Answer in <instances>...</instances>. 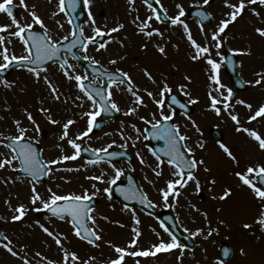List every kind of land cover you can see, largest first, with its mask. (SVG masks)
<instances>
[{
  "label": "snow or ice",
  "instance_id": "obj_1",
  "mask_svg": "<svg viewBox=\"0 0 264 264\" xmlns=\"http://www.w3.org/2000/svg\"><path fill=\"white\" fill-rule=\"evenodd\" d=\"M136 2L137 0H127V4L130 6V14L133 11L138 13V9L135 7ZM213 2L214 0H193L188 9L185 8L183 3L176 2V11L170 14L169 9L162 0H141V3L147 9V13L144 18L137 14L131 20V23L135 26L136 34L144 36L147 40V42L142 44V48L147 50L149 43H153V47L164 58H167L168 55L166 45L171 42L170 37L165 40V32L180 30L181 39L185 40L191 49L188 53V59L193 63L202 61L206 65V74L209 81L206 93L207 110L214 112L217 116H220L222 112L226 113L236 125L235 130L247 134V136L257 142L259 149L264 151V134L256 129L244 126L239 114L235 112V105L246 107L251 113L247 118L248 123H251L258 118H264V103L260 104L254 111L253 105L243 99H237L233 103V88L227 87L221 81V68L235 64L231 57L226 56L221 51L225 47L226 34L230 31V26L243 20L246 10L250 11L252 16L256 17L264 25V14L260 11V9H264V0H223V5L228 11L223 14V17L211 30H208L204 22L210 21L212 18L211 13L207 12V7ZM49 3H51V0H49ZM80 3L81 0H57L56 10L51 13V16L56 17L63 14L67 18L68 24L72 25V20L68 18L69 11L75 13L80 7ZM83 4L88 9L87 16L90 21L91 34L85 35L83 27L79 28L78 31L75 27H72L67 34L54 38L52 29L45 23L44 18L38 13L35 5L29 7L26 0H19V5L25 9L28 17H30V20L25 18L22 21L13 13V8L16 6L14 0H0V14L6 15L10 20L8 24H0V74L7 72L13 66L17 69L26 70L34 78L35 83L39 84L43 81L48 95L53 101L67 103L68 98L63 97L60 87L47 75L50 62L57 63V70L77 90V94L71 98L72 103L83 110L80 114V119L85 121V126L82 129L73 132L71 129L77 123V120L72 118L65 121L55 119L52 115V110L45 107V101L41 100V107L37 111L44 116L49 124H59L61 126L55 145L59 149L60 154L54 158L45 159L43 149L38 148L42 133L41 125L33 113L28 108H24L22 111L28 124L25 125L22 119L14 118V134L5 135L0 132V146L8 150L6 153L0 152V169L8 167L13 171L22 172L24 174L22 182H27L30 186L31 194L29 200L33 207L29 208L24 203L11 207L13 215L10 219L13 223L23 220L30 210L37 213L46 212L49 214L50 221L54 218L67 222L71 226L72 235L78 240L92 247H99V242L104 237L103 229L100 228L98 221H109V217L96 213L92 205V201L101 192L110 201L115 190L126 201L138 200L139 204L145 208L156 207L153 201L149 199L147 192L137 189L132 177L127 176L126 169L117 167L116 163L113 162L125 155L124 151H110L114 145L119 149L126 150L129 143H131L132 147H136L138 143L143 144L144 148H147L154 158V163H148L140 151L136 152V156L142 165L151 168L157 178L163 175L165 165L170 169V178L165 181V187L158 190L165 206L175 207V205H169V197L176 198L178 202L182 190L187 188L189 184L195 185V190L200 192L202 182L197 173L201 166L204 167L205 172H209L211 169L204 159H198L196 156V149L203 150L205 143L198 139L190 146L188 142L192 139L191 136L183 132L181 125L176 122L178 107L183 110L184 118L191 123L198 133L202 134L199 124L189 111L190 106L200 103V98L193 95L190 87L193 83L192 76L185 73L184 80L187 83L177 85L174 91L173 86L169 84L166 77L157 81L152 72L145 67L141 69L143 75L155 86L154 90H149L148 88L141 89L128 71L119 67L114 70L106 68L100 60H97L95 56L89 53V46H95L96 52L106 51L108 45L113 41L124 47V41L113 36V33L120 32L126 26L124 23H117L111 28L106 25H98L91 11L93 0H83ZM191 9H196V11L192 12ZM190 15L196 19L202 40H198L193 35L192 28L188 22ZM154 22L162 25L163 30L160 27H155ZM55 23L59 29L64 28V23L60 20H56ZM254 32L257 36L264 38V26L255 27ZM153 37H159L161 42H153ZM13 38L22 45L20 54H17L14 48H10V45L14 43ZM175 47L178 48L179 45H175ZM73 49H79L82 55H77ZM228 51L232 56L252 55L250 47L247 49L230 48ZM64 52L68 53L69 56H62ZM70 59L88 62L91 66V71H77L78 65L71 63ZM119 59L123 60L124 57H119ZM108 64L116 65L118 64V59H109ZM256 77L255 80L247 81L246 83L253 86L264 84V71L257 72ZM0 85L6 89L15 88V82L7 79H0ZM116 91L127 93L131 98V106L124 111V115L136 117L144 126L141 128L136 123H131L130 127L134 136L126 135L123 129V122H121L118 134L123 143L117 145V142L113 140L106 146L93 148L88 144V140L92 138L91 134L94 129L99 126L98 118L102 114L121 112V107L115 99ZM142 91L144 95H141ZM177 93L186 97V101L181 102L177 98ZM145 95L156 106V109L148 115L140 114V109L147 107ZM30 132L32 135H29ZM105 135H111V133H105ZM152 140L162 141L163 147L154 149L151 145ZM218 143L226 156L238 166L240 161L237 156L222 141ZM84 153H90L91 158L84 160V163L79 167H57L66 165L68 161L81 159ZM101 164H107L111 172L108 169H101L98 175L87 176L86 179L97 183L91 184L90 187L81 186L82 190L80 192H58L49 187L47 196H45L37 190V185L42 179L54 175L55 172H79L82 168L86 170V166H99ZM131 170L134 171L135 169L132 168ZM234 176L239 182V187L248 189L259 204L258 215L254 218L253 223H244L242 227L250 230L258 225L259 230L264 233V163H249L243 169L235 170ZM106 177L107 179H105ZM122 177H126L128 180L126 187L118 186V182H121ZM61 179H64L66 183L70 182L65 177ZM10 181L11 178L9 177L4 180V183ZM149 183L154 184L153 181H149ZM100 184L106 186L101 188L99 187ZM208 184L214 186L216 180L214 178L210 179ZM232 195V187L226 186L222 194L213 196V199L226 201ZM8 203L10 204V202ZM193 207L195 206L193 205ZM122 210L131 213V219L134 223L131 229L133 235L125 247L106 241L114 252V255L106 261V264H126L127 257H155L159 253L173 252L177 249L180 250L177 259L182 260L187 246L181 243L173 231L175 226L170 228L162 220L160 228L168 235L169 239L167 241L164 240L160 232L152 229L159 238L158 242L148 248H140L137 245L142 235L138 227L141 224V220L136 210L128 204H125ZM217 211H220V209H217ZM202 214L207 221L206 227H199L195 230L184 228L183 231L191 237L203 235L204 239L207 240L214 234H218L219 228L212 227L211 220H209L206 212ZM168 219L170 218H165V220ZM113 223L118 224L120 227H125L120 221H113ZM218 223L223 225L225 221L219 220ZM34 224L54 241L57 249L61 252L62 257L59 264H91V261L96 259L93 256L82 260L76 251L65 246V241H68L66 234L51 229L41 223L39 219L34 220ZM0 248L4 249L11 257L16 258L20 264H33L34 257H29L28 245L14 243L3 232H0ZM239 252L242 256L247 255L244 248H240ZM222 255L230 257L231 250L223 248ZM35 257H40L44 264H58L57 261L48 259L39 251L35 253ZM135 264H141L140 260L137 259ZM218 264H226V262L220 260Z\"/></svg>",
  "mask_w": 264,
  "mask_h": 264
},
{
  "label": "rangeland",
  "instance_id": "obj_2",
  "mask_svg": "<svg viewBox=\"0 0 264 264\" xmlns=\"http://www.w3.org/2000/svg\"><path fill=\"white\" fill-rule=\"evenodd\" d=\"M162 2L169 9V13L172 14L176 11V2L183 3L185 8L188 9L193 0H162ZM26 3L29 7L36 6L38 13L44 18L48 27L52 29L54 38L61 37L70 30L67 18L63 14L56 17L51 16V13L56 10L57 0H51V3H49V0H26ZM14 4L19 9L17 18L22 21L25 18L30 20L25 9L19 5V0H14ZM135 7L138 9V13L133 11L130 14V6L127 4V0H93L91 11L98 25H106L108 28H111L117 23L125 24V29H122L118 33H113V36L124 41L125 46L121 47L118 42L113 41L108 45L106 51L96 52L95 46L90 45L89 53L95 56L97 60H100L106 68L115 69L119 67L128 71L141 89L148 88L149 90H154L155 88L141 71L145 67L152 72L157 81L166 77L169 84L173 86L174 91L177 85L187 83L184 80L185 73L192 76L193 83L190 87L192 88L193 95L200 98L199 104L192 105L194 109L192 116L199 124L202 134L198 133L182 115H177L176 122L181 125L183 132L191 136L192 139L188 142L190 146L198 139L205 143L203 150L196 149L197 158L204 159L211 169V171L205 172L204 167L201 166L197 173L202 182L201 191L197 192L195 185L189 184L187 188L182 190L178 202L176 198L174 201H170L169 199V205H175V207L165 206L158 190L165 187V181L170 178V169L165 165L163 175L157 178L150 167L142 165L140 161L136 160L134 172L140 177V182L143 184L144 191L148 193L149 199L159 209L173 212L183 228L195 230L199 227H206L207 221L202 214L206 212L209 220H211L212 227H218L219 233L214 234L207 240L204 239L203 235L195 237L198 247L193 251L185 250L182 260L177 259L180 251L177 249L173 252L159 253L155 257H127L126 264H135L137 259L140 260L141 264H218L216 254L221 241L228 242L234 249L233 258L226 264H264V233L259 230L258 225L250 230L242 227L244 223H253L254 218L258 215L259 204L248 189L239 187V182L234 176L235 170L243 169L249 163H264V151H261L257 142L252 140L247 134L237 132L235 130L236 125L226 113L222 112L220 116H217L214 112L207 110L206 93L209 81L206 74V65L202 61L193 63L188 59V53L191 49L187 42L181 39L180 30L165 32V40H168L169 37L171 38V42L166 45L167 58L162 57L156 51L153 43H149L147 50L142 48V44L147 42V40L144 36L136 34L135 26L131 23V20L137 14L141 18H144L147 9L138 1ZM207 11L213 16V21L207 26V29L211 30L228 9L224 7L223 0H214L207 7ZM260 11L264 14V9H260ZM56 20L64 23L63 29H59L56 26ZM188 22L192 28L194 37L202 40L196 20L188 17ZM8 23H10L9 18L4 14H0V24ZM154 26L160 27L163 30V26L160 24L154 22ZM257 26L264 25L256 17L252 16L250 11L246 10L244 19L230 26V31L226 34L225 47L221 49L224 53L229 52L228 49L230 48H251L252 55L237 56L239 61L237 71L245 83L255 80L257 72L264 71V38L255 34L254 28ZM84 30L86 35L91 34L89 20L85 23ZM125 37L127 38L125 39ZM13 40L14 43L10 45V48H14L17 54H20L22 52V45L15 38ZM153 42L161 41L159 37H153ZM175 45H179V47L177 48ZM80 54L82 55V53ZM119 57H124V59L120 60ZM109 59H118V64L109 65ZM57 69V65L49 67L47 75L60 87L63 97L68 98L67 103L53 101L48 95L43 81L39 84L35 83L34 78L26 70H18L13 72L8 78H0L15 82L14 89H6L0 85V132L5 135L14 134V118L22 119L25 125H27L28 122L24 118L22 110L28 108L40 123L42 132H47L46 136H43L42 133L40 136V144L45 159L54 158L60 154L59 149L55 145L57 143V135L61 131V126L59 124H49L44 116L37 111L41 107V100L45 101V107L52 110V115L55 119L65 121L72 118L77 120L71 131H79L85 126V121L80 119V114L83 110L76 107L71 99L77 94V90L72 87L70 82L64 79ZM77 71H83V69L78 65ZM221 81L227 87L233 88V103L237 99H243L253 105V111L260 104L264 103V84L253 86L246 83L248 89L243 92L238 91L232 86L229 76L225 73V66L221 68ZM141 95H144L143 91ZM144 98L147 107L141 108L140 114L148 115L156 109V106L146 95ZM182 98L187 99L183 96ZM115 99L121 107V117L116 121L108 122L102 132L91 134L92 138L88 140V144L93 148L106 146L113 140L117 142V145L123 143L118 134L121 122H123V129L126 135L134 136L130 127L131 123H136L141 128L144 126L136 117L124 115V111L131 106V98L127 93L116 91ZM235 112L239 114L244 126L256 129L264 134V118H258L248 123L247 118L251 113L243 105H235ZM213 127L224 132L225 141L223 143L237 156L240 161L238 166L220 149L219 143L210 139L208 131ZM105 133H111V135H105ZM29 135H32V133L30 132ZM114 147L116 146L114 145ZM127 149L135 154L137 151H140L148 163H154V158L147 148H144L143 144L138 143L136 147H132L131 143H129ZM7 151V149L0 146V152L6 153ZM84 160L81 158L76 161H68L66 165L57 167H79L84 163ZM117 167H123L126 170L131 169H129L126 163L117 164ZM101 169H108L111 172L107 164L86 166V170L82 168L79 172L58 171L54 175L49 176L44 184L37 185V190L45 196H47V189L49 187L58 192H80L82 190L81 186L90 187L91 184L97 183L86 179V177L98 175ZM15 172L8 167L0 169V218H3L0 219V225L3 233L8 235L14 243L28 245L29 257H34L33 264H44L40 257H35L37 251L41 252L48 259L57 261L58 264L62 257L54 241L50 237H47L39 227L35 226L34 220L36 219H39L41 223H44L51 229L66 234L68 241H65V246L76 251L82 260L93 256L96 257L95 260L91 261V264H106V261L114 255L112 248L108 246L106 241H111L113 244L125 247L132 238L133 233L131 229L134 223L131 219V213L123 211V206L120 203L113 198L111 201L108 200L102 192L96 197L101 200L96 213L109 217V221H98L100 228L103 229L104 237L99 242V247H92L78 240L72 235L71 226L68 223L54 218L50 221L44 212L37 213L30 210L23 220L13 223L10 219L13 215L11 207H15L20 203H24L29 208L33 207L29 200L31 194L30 186L27 182H22L23 177L17 176ZM9 177L11 181L4 183V180ZM62 177L67 178L70 182L66 183L64 179H61ZM213 178L216 180V184L211 186L208 184V181ZM122 179L123 177L121 181ZM149 181H153L154 184L149 183ZM105 186L104 184L99 185L101 188ZM226 186L232 187L233 195L226 201L213 199V196L221 195ZM200 193L204 195V201L198 198ZM217 209H220V211H217ZM135 210L141 220V224L138 227L142 233L137 247L148 248L150 245L158 242L159 238L152 229L160 232L164 240L167 241L169 239L156 220L149 219L139 210ZM219 220L225 221V224H219ZM113 221H120L125 227H120L118 224L113 223ZM240 248L245 249L246 256L240 254ZM0 264H20V262L0 248Z\"/></svg>",
  "mask_w": 264,
  "mask_h": 264
},
{
  "label": "water",
  "instance_id": "obj_3",
  "mask_svg": "<svg viewBox=\"0 0 264 264\" xmlns=\"http://www.w3.org/2000/svg\"><path fill=\"white\" fill-rule=\"evenodd\" d=\"M196 11L193 10L192 12ZM16 12V8H13V13ZM87 13V8H85L84 4H83V0H81V3H80V7L76 10L75 13L69 11V18L72 20V27H75L77 29V31L79 30V28L82 27V23L86 20V15ZM191 16V15H190ZM209 21H206L205 23L207 24ZM79 49H73L74 52L77 53ZM66 52L62 53V56H65ZM69 55V54H68ZM231 57V59L233 61H235V64L231 66V68L229 67L230 65H227L228 67V73L230 74V77H231V80L232 82H234V84H239L240 85V82L238 81V77H237V73L234 71V67L236 66V59L234 56H229ZM86 70H88L89 72L91 71V66L88 64V62L86 61H83V60H80L78 61ZM55 62H50V65L51 64H54ZM17 69L15 66H13L12 68H10L7 72L3 73V74H0V76L2 77H6L10 72H12L13 70ZM106 83V81H105ZM178 99H180L179 96H177ZM181 100V99H180ZM182 102V101H181ZM177 111L182 113L183 110L179 109L177 107ZM189 111L190 113L192 112V109L189 108ZM112 117H116V113L115 112H111V113H108V114H102L101 116V120L99 121V126L97 128H95V130L97 129H100L101 126L104 125V122L109 119V118H112ZM210 135L213 139H216V140H220L222 141L223 140V134L216 130V129H213L210 131ZM151 145L153 146L154 149H159L161 147H163V142L162 141H156V140H152L151 141ZM39 148V146H38ZM40 149V148H39ZM88 156H91L90 153H84ZM122 157H126L127 159H129L131 161V163H133V158L131 155H129L128 153H125L124 156ZM18 174L19 175H24L22 172H19L18 171ZM127 176H131L132 177V180L135 184V186L137 187V189L141 190L138 183H137V180L131 175V174H127ZM47 177L43 178L42 181L40 183H44L45 180H46ZM128 185V180L126 183L124 184H118V186H124L126 187ZM113 196L117 197L123 204H128L129 206H137L139 207L141 210H143L144 212L146 213H150L151 215L153 216H156L158 217V219L160 221H165L170 228H173V226H175L173 228V231L175 232V234L177 235L178 239L184 244L186 245L188 248L192 249L194 246H195V242L186 234L184 233L179 227H178V224H177V221L176 219L174 218V216L171 214V213H161V212H158L155 208H145L143 205L139 204L138 200L137 201H126L123 199L122 195L119 193V192H116L114 190V193H113ZM92 205L93 207L95 208L96 205H97V201H92ZM48 214V213H47ZM49 215V214H48ZM165 218H170L168 220H165ZM0 232H1V229H0ZM223 248H229L231 250V248L226 244V243H222L220 249H219V258L220 259H223V260H229L231 255H232V251H231V255L230 257H224L222 255V249Z\"/></svg>",
  "mask_w": 264,
  "mask_h": 264
}]
</instances>
